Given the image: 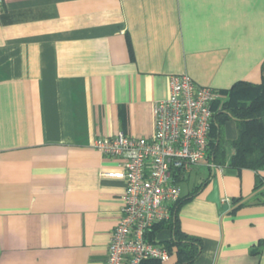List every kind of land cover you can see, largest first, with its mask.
Listing matches in <instances>:
<instances>
[{
	"label": "crops",
	"instance_id": "obj_1",
	"mask_svg": "<svg viewBox=\"0 0 264 264\" xmlns=\"http://www.w3.org/2000/svg\"><path fill=\"white\" fill-rule=\"evenodd\" d=\"M1 2L0 264H104L125 183L101 175L118 160L94 139L151 137L171 74L216 89L218 108L235 83H260L264 0ZM236 134L227 119L221 171L204 161L179 180L183 195L202 185L176 212L200 243L195 264H264L257 173L229 166ZM213 181L230 209L208 199ZM152 239L166 246L172 231Z\"/></svg>",
	"mask_w": 264,
	"mask_h": 264
},
{
	"label": "built area",
	"instance_id": "obj_2",
	"mask_svg": "<svg viewBox=\"0 0 264 264\" xmlns=\"http://www.w3.org/2000/svg\"><path fill=\"white\" fill-rule=\"evenodd\" d=\"M217 96L216 89L197 84L188 74H171L168 97L154 104L151 137L119 130L94 139L96 151L118 160L117 169L101 175L125 183L121 214L104 264L169 259V249L148 234L153 225L170 218L172 206L183 195L179 180L193 167L205 161L210 169L222 170L207 154ZM221 203L229 206L230 199L222 198Z\"/></svg>",
	"mask_w": 264,
	"mask_h": 264
},
{
	"label": "trees",
	"instance_id": "obj_3",
	"mask_svg": "<svg viewBox=\"0 0 264 264\" xmlns=\"http://www.w3.org/2000/svg\"><path fill=\"white\" fill-rule=\"evenodd\" d=\"M214 118L208 139V158L216 165L223 166L226 161V146L221 135L222 124L227 119L236 122L237 134L230 141L234 152L230 158L229 166L236 169H251L255 171L256 184L253 198L257 203L264 202V66L260 83L239 81L227 91V98L220 104L212 103ZM202 185L197 186L192 192L182 195L172 206L171 216L167 221L155 224L149 231L148 237L161 228L172 231V239L166 244L170 250L176 246L177 261L175 264H195L200 251V243L193 238H182L178 229L176 212L180 205L195 195ZM237 202V201H236ZM235 202V203H236ZM141 264H161L158 260H145Z\"/></svg>",
	"mask_w": 264,
	"mask_h": 264
},
{
	"label": "water",
	"instance_id": "obj_4",
	"mask_svg": "<svg viewBox=\"0 0 264 264\" xmlns=\"http://www.w3.org/2000/svg\"><path fill=\"white\" fill-rule=\"evenodd\" d=\"M208 199L215 202L217 204L218 208H220L222 211H226V210L230 209L228 204H222L221 203V199L218 195V186H217L216 181H213V189L210 192ZM241 202H243V201H241Z\"/></svg>",
	"mask_w": 264,
	"mask_h": 264
},
{
	"label": "rangeland",
	"instance_id": "obj_5",
	"mask_svg": "<svg viewBox=\"0 0 264 264\" xmlns=\"http://www.w3.org/2000/svg\"><path fill=\"white\" fill-rule=\"evenodd\" d=\"M206 170H205V168H204V172H205ZM187 185L185 184V187H186ZM187 188V187H186Z\"/></svg>",
	"mask_w": 264,
	"mask_h": 264
}]
</instances>
